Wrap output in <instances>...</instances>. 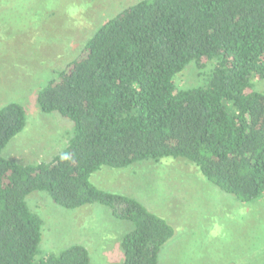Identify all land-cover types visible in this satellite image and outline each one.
Segmentation results:
<instances>
[{"label": "trees", "instance_id": "16d2710c", "mask_svg": "<svg viewBox=\"0 0 264 264\" xmlns=\"http://www.w3.org/2000/svg\"><path fill=\"white\" fill-rule=\"evenodd\" d=\"M213 64L202 85L176 76ZM264 0H140L109 19L83 53L38 92L41 111L74 124L49 161L3 156L27 124L19 102L0 108V264H90L82 244L42 254L43 218L29 205L47 192L65 208L108 207L132 222L122 264H158L175 229L137 198L104 190L91 176L104 166L185 159L242 203L264 196Z\"/></svg>", "mask_w": 264, "mask_h": 264}, {"label": "rangeland", "instance_id": "374dc122", "mask_svg": "<svg viewBox=\"0 0 264 264\" xmlns=\"http://www.w3.org/2000/svg\"><path fill=\"white\" fill-rule=\"evenodd\" d=\"M140 0H0V108L19 102L27 124L3 150L23 164L49 161L74 134L58 112L41 111L38 92L79 57L101 25ZM213 64H188L175 78L178 88L202 85ZM264 92V79H255ZM101 189L137 198L175 229L158 264H264V196L237 201L185 159L144 160L127 168L104 166L91 176ZM44 221L42 254L82 244L90 264H122L121 239L132 222L101 204L68 209L45 191L28 197Z\"/></svg>", "mask_w": 264, "mask_h": 264}]
</instances>
